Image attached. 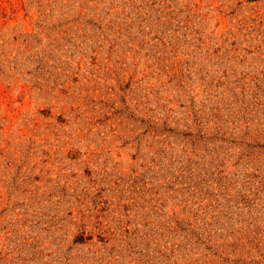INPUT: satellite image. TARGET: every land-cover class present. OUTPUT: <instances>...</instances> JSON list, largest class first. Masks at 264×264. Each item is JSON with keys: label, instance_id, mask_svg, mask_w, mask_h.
Segmentation results:
<instances>
[{"label": "rangeland", "instance_id": "obj_1", "mask_svg": "<svg viewBox=\"0 0 264 264\" xmlns=\"http://www.w3.org/2000/svg\"><path fill=\"white\" fill-rule=\"evenodd\" d=\"M0 264H264V0H0Z\"/></svg>", "mask_w": 264, "mask_h": 264}]
</instances>
